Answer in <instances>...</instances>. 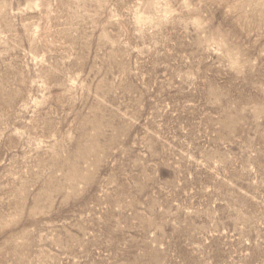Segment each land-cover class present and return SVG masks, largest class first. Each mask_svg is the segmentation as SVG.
<instances>
[{"label":"rangeland","instance_id":"rangeland-1","mask_svg":"<svg viewBox=\"0 0 264 264\" xmlns=\"http://www.w3.org/2000/svg\"><path fill=\"white\" fill-rule=\"evenodd\" d=\"M0 264H264V0H0Z\"/></svg>","mask_w":264,"mask_h":264}]
</instances>
